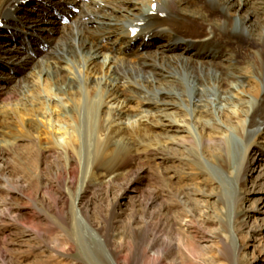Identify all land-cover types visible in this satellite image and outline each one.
Wrapping results in <instances>:
<instances>
[{"label":"bare ground","instance_id":"1","mask_svg":"<svg viewBox=\"0 0 264 264\" xmlns=\"http://www.w3.org/2000/svg\"><path fill=\"white\" fill-rule=\"evenodd\" d=\"M25 2L0 0V22L7 26L0 31V86L11 82V89L25 95L43 77L51 110L42 107L38 96L22 107L31 114L23 126L36 137L40 156L63 146L68 168L78 160L80 166L89 162L94 173H113L124 159L183 146L180 136L190 135L191 121L206 128L201 123L205 116L221 114L230 120L241 114L244 94L243 129L229 131L234 138L225 151L235 154L264 129V0H30L24 9L35 18L23 19L15 13ZM62 15L69 16L68 24H61ZM160 37H165L156 44L160 47L148 49ZM8 41L19 45L16 51L6 47ZM131 104L134 112H129ZM183 105L182 117L188 118L180 122L185 125L178 123L177 112H163L181 111ZM150 110L168 121L149 120L151 114L143 113ZM14 112L0 107L2 118L13 119ZM36 117L61 134L48 136ZM146 122L164 128L154 147L148 143L153 134ZM41 136L50 141L41 142ZM71 148L80 150L77 159ZM57 218L65 223L63 216ZM82 224V249H96L113 263L106 241Z\"/></svg>","mask_w":264,"mask_h":264},{"label":"rangeland","instance_id":"2","mask_svg":"<svg viewBox=\"0 0 264 264\" xmlns=\"http://www.w3.org/2000/svg\"><path fill=\"white\" fill-rule=\"evenodd\" d=\"M27 13L34 15L24 9L17 14L25 19ZM13 43L6 47L17 49ZM37 81L38 90L25 95L11 89V82L0 86V107L15 110L13 119L0 116V264H264V129L235 154L225 151L234 138L229 131L243 129L246 94L238 105L241 114L230 120L205 116L206 128L191 121L190 135L179 134L183 146L150 149L124 159L113 173H94L89 162L80 166L77 160L68 168L63 146L40 156L36 137L23 126L31 114L22 110L35 98L51 110L47 85L42 76ZM135 108L131 104L129 112ZM180 108L163 112H177L185 125L186 107ZM154 112L143 114L168 121ZM44 120L36 117L48 136L61 134ZM144 127L153 134L148 143L156 146L163 126ZM47 140L41 136V142ZM70 154L77 159L80 150L71 148ZM83 222L106 241L113 263L96 249H82Z\"/></svg>","mask_w":264,"mask_h":264}]
</instances>
